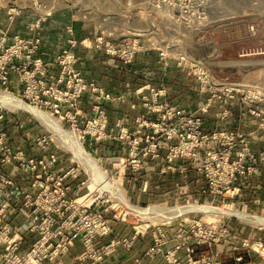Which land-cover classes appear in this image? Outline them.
<instances>
[{
  "label": "rangeland",
  "instance_id": "rangeland-1",
  "mask_svg": "<svg viewBox=\"0 0 264 264\" xmlns=\"http://www.w3.org/2000/svg\"><path fill=\"white\" fill-rule=\"evenodd\" d=\"M42 1L55 15L80 21L89 30L101 26L120 37H138L144 50L135 62L146 57L147 76L139 77L140 70L138 76L112 71L129 79L116 93L110 91L117 100L105 103L108 127L117 138L102 152L106 162L85 146L100 163V179H93L89 167L35 115L2 106L15 111L9 123L13 135L49 134L64 164L78 163L88 171L83 170L86 180L91 176L87 185L103 186L107 178L110 185L94 198L114 205L118 225L169 222L170 232L221 218L264 232V224L212 211L264 215V0H203L206 20L194 24L172 19V8L157 9L153 0ZM123 127L129 138L120 137ZM132 154L143 163L136 172L127 164Z\"/></svg>",
  "mask_w": 264,
  "mask_h": 264
},
{
  "label": "built area",
  "instance_id": "built-area-1",
  "mask_svg": "<svg viewBox=\"0 0 264 264\" xmlns=\"http://www.w3.org/2000/svg\"><path fill=\"white\" fill-rule=\"evenodd\" d=\"M153 1L157 9L170 6L176 21L206 20L200 0ZM0 13L1 90L67 123L66 129L106 162L102 152L117 138V131L108 127L105 103L117 96L85 74L79 47L98 51L104 64L107 59L106 65L130 75L135 57L144 50L140 39L120 37L101 26L81 39L71 21L65 25V42L52 60H46L41 54L43 28L54 18V9L42 0H0ZM250 31L257 33L255 25ZM85 100L90 102L88 110ZM10 112L15 111L0 107V264H142L143 259L159 256L163 264H225L226 246L235 253L234 264H254L259 247L264 257L263 239L246 237L221 218L182 225L174 230L172 246H167L169 222L134 226L131 235H114L119 220L112 216L114 205L106 207L104 199L94 198L100 191L87 185L91 176L86 180L83 170L88 171L78 163L64 164L49 134L14 136L9 123L16 115ZM120 137H130L126 127ZM131 157L127 164L132 171L143 168L136 154ZM148 235L152 243L143 248L142 256L134 255L137 241ZM119 249L130 255L114 261Z\"/></svg>",
  "mask_w": 264,
  "mask_h": 264
},
{
  "label": "crops",
  "instance_id": "crops-1",
  "mask_svg": "<svg viewBox=\"0 0 264 264\" xmlns=\"http://www.w3.org/2000/svg\"><path fill=\"white\" fill-rule=\"evenodd\" d=\"M68 17H64L62 14H56L54 18L44 23L43 28V45L41 49V54L46 60H52L59 50V46L62 45L65 42V25L69 23ZM75 28L78 36L82 39L83 37L87 36V33L89 32V29L83 25L82 22H75ZM79 52L81 56L80 66L85 72V74L92 79H96L102 86H104L108 91L117 92L119 87H123V83L129 80L128 78L125 80H122V77H118L116 74H114L112 71H115L120 73L118 69H113L109 65H102V54L98 53V51L93 49H85L84 47H79ZM141 61L135 62V64L132 66V71L136 75H138V70L141 71L147 76L145 72L146 68L144 66L148 65V62L146 61V57L143 56L140 58ZM101 64H100V62ZM145 63V64H144ZM129 76V75H128ZM85 109L90 108V102L88 100H85L84 102ZM227 223L232 226L234 229L241 230L242 234L246 237H250L253 240L258 239H264V232L259 230H253L252 232L248 231L247 227H244L242 225H236L234 223H231L227 221ZM115 234H125V235H131L134 231V228L132 226L127 224H116L115 225ZM174 230L170 229L169 232V243L167 246H172L174 244ZM152 243V239L150 235L147 237L140 238L135 247L134 255H140L142 256V250L147 245H150ZM129 252L125 249H119L117 253H115L112 256V259L114 261H122L126 259L129 256ZM235 253L234 251L230 250L228 246L224 247V251L222 254V259L224 260L225 264H234V257ZM163 259L161 256L157 257L156 259H143L142 264H163ZM254 264H264V260H262L260 257L256 258V256L253 257Z\"/></svg>",
  "mask_w": 264,
  "mask_h": 264
},
{
  "label": "bare ground",
  "instance_id": "bare-ground-1",
  "mask_svg": "<svg viewBox=\"0 0 264 264\" xmlns=\"http://www.w3.org/2000/svg\"><path fill=\"white\" fill-rule=\"evenodd\" d=\"M200 1L204 3L203 0H200ZM162 7L170 8V6H167V5L162 6ZM169 11L172 14L171 9ZM2 106L8 107L10 109H21V110L30 112L31 114L35 115L36 118L42 122V124H44L47 128L53 131L54 136L58 140V143L60 145H62L66 149L69 148V150L73 151L76 159L79 160L86 167H89V169L92 172L93 179L95 180L97 178L100 179L101 170L99 171V167H98L100 166V163L96 161V159L86 151L85 147L82 144V140H80L73 131L65 129L63 125L61 124V121L57 117L52 116L48 111L40 109L39 107L30 104L24 101L23 99H21L20 97H18L17 95L10 93V92H6V93L0 92V107ZM103 181H105V185L100 186V184H97V182L95 181L93 182V184L90 183L91 187L93 189L95 188L96 190H101L102 187L104 188L107 185V183L109 184V181L107 180V178L104 179ZM118 193H121V192L118 191ZM200 208H205V207H200ZM218 208L212 209V211L215 210L217 211V213H223V214L224 213L234 214L236 216L242 217L243 219L247 221H250L256 224H264V215L249 214L245 211H239V210H234V209L232 210L230 208H228L227 210L218 209Z\"/></svg>",
  "mask_w": 264,
  "mask_h": 264
},
{
  "label": "water",
  "instance_id": "water-1",
  "mask_svg": "<svg viewBox=\"0 0 264 264\" xmlns=\"http://www.w3.org/2000/svg\"><path fill=\"white\" fill-rule=\"evenodd\" d=\"M147 19L151 22L152 25H155V20L153 19L152 15L148 14Z\"/></svg>",
  "mask_w": 264,
  "mask_h": 264
}]
</instances>
